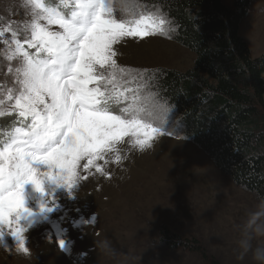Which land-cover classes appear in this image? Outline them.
Masks as SVG:
<instances>
[{
	"label": "rangeland",
	"instance_id": "374dc122",
	"mask_svg": "<svg viewBox=\"0 0 264 264\" xmlns=\"http://www.w3.org/2000/svg\"><path fill=\"white\" fill-rule=\"evenodd\" d=\"M151 1L135 0L136 12L163 18L165 30L114 46L120 67L133 74L146 69L150 80L161 69L189 70L195 61L190 49L173 40L169 18ZM224 2L233 6L235 0ZM22 5L23 0H0V29H15L26 19ZM240 35L254 57L264 53V0H253ZM9 54L0 47L4 87H10L3 71ZM147 97L163 105L152 118L161 132L149 144L126 137L115 152L96 162L101 170L81 169L71 190L48 178L44 192L24 185L25 207L32 212L19 220L24 248L5 228L0 264H258L252 251L238 257L244 224L260 202L183 136L170 105L156 91ZM131 102L127 99L125 106ZM9 126V117L0 118V141ZM170 235L179 240L177 247L167 243ZM252 246H264V237L253 238Z\"/></svg>",
	"mask_w": 264,
	"mask_h": 264
},
{
	"label": "snow or ice",
	"instance_id": "6c2138e0",
	"mask_svg": "<svg viewBox=\"0 0 264 264\" xmlns=\"http://www.w3.org/2000/svg\"><path fill=\"white\" fill-rule=\"evenodd\" d=\"M22 7L26 19L0 29V47L10 53L3 70L10 87L0 85V118H10L0 141V236L7 228L24 248L19 220L32 215L26 183L44 192L48 178L71 190L81 169L101 170L96 162L126 137L143 146L161 132L152 118L162 104L134 96L125 106L121 89L147 70L120 67L114 46L163 32L167 22L137 13L135 0H23Z\"/></svg>",
	"mask_w": 264,
	"mask_h": 264
},
{
	"label": "trees",
	"instance_id": "16d2710c",
	"mask_svg": "<svg viewBox=\"0 0 264 264\" xmlns=\"http://www.w3.org/2000/svg\"><path fill=\"white\" fill-rule=\"evenodd\" d=\"M49 4L52 0H46ZM59 2V0H55ZM253 0H153L177 43L195 54L186 71L144 75L170 105L183 136L203 150L236 186L264 200V53L254 57L240 35ZM10 127V126H9ZM171 247L179 240L166 237Z\"/></svg>",
	"mask_w": 264,
	"mask_h": 264
},
{
	"label": "clouds",
	"instance_id": "9594fccd",
	"mask_svg": "<svg viewBox=\"0 0 264 264\" xmlns=\"http://www.w3.org/2000/svg\"><path fill=\"white\" fill-rule=\"evenodd\" d=\"M255 237H264V200L249 214L244 224V238L240 241L242 251L238 257L243 259L247 252L252 251L253 259L264 264V246L253 248L252 239Z\"/></svg>",
	"mask_w": 264,
	"mask_h": 264
}]
</instances>
